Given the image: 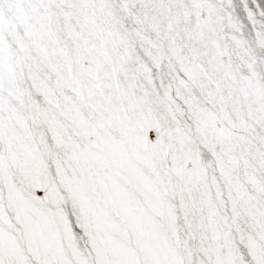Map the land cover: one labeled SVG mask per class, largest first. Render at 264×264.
<instances>
[{"label":"snow or ice","instance_id":"6c2138e0","mask_svg":"<svg viewBox=\"0 0 264 264\" xmlns=\"http://www.w3.org/2000/svg\"><path fill=\"white\" fill-rule=\"evenodd\" d=\"M0 264H264V0H0Z\"/></svg>","mask_w":264,"mask_h":264}]
</instances>
